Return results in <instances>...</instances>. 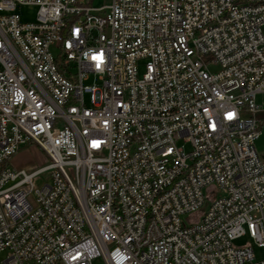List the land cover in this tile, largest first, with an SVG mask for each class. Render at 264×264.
<instances>
[{"label":"built area","instance_id":"built-area-1","mask_svg":"<svg viewBox=\"0 0 264 264\" xmlns=\"http://www.w3.org/2000/svg\"><path fill=\"white\" fill-rule=\"evenodd\" d=\"M87 1L0 0V264H264V0Z\"/></svg>","mask_w":264,"mask_h":264},{"label":"rangeland","instance_id":"rangeland-1","mask_svg":"<svg viewBox=\"0 0 264 264\" xmlns=\"http://www.w3.org/2000/svg\"><path fill=\"white\" fill-rule=\"evenodd\" d=\"M111 0H88L87 5L93 7L106 6L110 4ZM36 5H17L15 10L20 15L22 21H33L37 13ZM104 12V11H103ZM145 60L138 61V75L141 76L144 71ZM214 67H209V70L213 71ZM95 82L98 84L97 80H94L91 76L86 83ZM85 100L88 101V95L85 94ZM255 103L259 105L262 109L258 112L257 117L261 121L260 126V136L255 140V148L260 154H264V91L259 92L255 96ZM182 144V141L178 142ZM185 150H189L190 146L184 143ZM49 161L47 155L40 150L37 146L33 144H26L20 147L19 152L10 159V166L15 170L23 169L26 172H30L37 167L44 166ZM45 173L41 174L43 178ZM37 184H40L41 180H35ZM234 245L242 246L245 244H251L256 259H264V247H258L253 243V240L246 232L242 237L234 240Z\"/></svg>","mask_w":264,"mask_h":264}]
</instances>
